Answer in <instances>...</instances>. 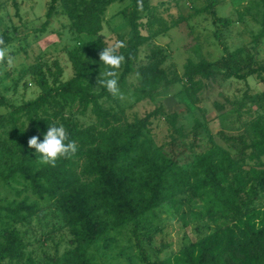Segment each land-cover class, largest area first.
<instances>
[{"label":"trees","instance_id":"trees-1","mask_svg":"<svg viewBox=\"0 0 264 264\" xmlns=\"http://www.w3.org/2000/svg\"><path fill=\"white\" fill-rule=\"evenodd\" d=\"M127 1L122 16L130 31L121 51L125 58L118 81L121 87L124 78L133 71L139 49L159 35V32L151 36L141 33L142 17L149 12L148 0H143L142 11H138L137 0H50L46 22L37 31L44 32L53 16L60 13L69 20L77 36H97L103 30L108 8ZM14 3L18 12L15 0ZM218 19L223 27L230 24L228 19ZM2 39L4 45L0 47L5 48L11 38L4 33ZM104 47V41H96L84 50L75 48L69 54L72 78L64 81L63 70L56 64L55 74L43 79V91L35 99L10 105L7 124L15 125L24 116L32 125L31 133L38 134L40 141L50 126L63 125L69 140L76 143L77 152L71 158L59 159L55 167L40 164L35 149L28 148L24 133L14 128L13 139L17 140L20 156L4 165L0 179L6 184L21 181L23 191L17 195L20 197L25 191L37 201L31 202L26 196L19 202L0 205V264H37L26 255L25 234L19 227L32 223L41 211L51 207L62 213L71 234L70 248L55 264H94L90 248L110 232L127 226L139 241L136 247L141 264H264V205L258 206L264 196V118L252 122L251 142H241V155L250 150L249 158L255 163L250 169L204 136L199 120H195L190 132L184 133L176 127L175 116L171 123L175 134L169 143L157 149L144 146L140 140L159 112L149 113L132 124H118L120 119L103 103L113 95L106 89H95L105 68L99 56ZM164 58L139 71L145 89L164 76L163 70H159ZM214 66L228 69L230 76L240 80L254 76L264 79V66L258 63L251 64L245 74H239L231 69L225 57L216 63L190 61L186 75L196 92L204 81L216 79ZM198 76L201 80L197 82ZM7 106L1 97L0 107ZM215 106L222 111L223 106ZM71 107L79 108L81 113L91 110L96 124L80 127L66 119L65 111ZM4 154L5 151H0L2 158ZM182 196L187 197L193 209L191 215L196 220H208L214 230L196 242L184 244L173 258L161 257L168 247L165 243L154 247L152 257L140 237L150 233L163 205L180 210ZM188 216L183 214V219Z\"/></svg>","mask_w":264,"mask_h":264},{"label":"rangeland","instance_id":"rangeland-1","mask_svg":"<svg viewBox=\"0 0 264 264\" xmlns=\"http://www.w3.org/2000/svg\"><path fill=\"white\" fill-rule=\"evenodd\" d=\"M0 0V38L7 34L11 41L4 59L0 61V98L7 107H0V171L7 163L20 156L17 140L13 139L17 128L24 133V140L32 134V125L20 117L17 124H7L10 105H20L35 99L42 91L44 78L55 74L56 64L63 70L64 81L73 77L74 71L69 54L75 48L84 50L89 44L104 41L106 46L122 42L121 55L129 37L127 21L122 16L127 2L112 4L104 15L103 30L97 36H77L69 20L54 15L44 32L37 31L46 22L50 0ZM149 12L142 17L141 33L156 37L139 49L132 65V73L119 87L123 99L114 97L103 100L105 108L119 119V125L134 123L149 113L158 111L151 119L145 136L140 140L144 146L160 148L169 143L172 134L171 123L176 116V127L188 133L199 120L204 127V136L214 140L215 145L230 152L237 161H243L245 169L255 166L249 158L250 150L241 155V142L252 140L250 127L258 118H264V79L257 76L240 80L229 75L228 69L214 66L216 79L204 81L196 92L189 83L186 66L190 61L216 63L224 57L231 69L245 74L250 65L264 66V7L262 0H148ZM125 15V14H124ZM218 18L230 21L223 27ZM153 20V21H152ZM151 21V22H150ZM220 36L217 39L216 36ZM155 50L156 56H153ZM157 50V51H156ZM162 52V55L161 53ZM124 56V55H123ZM163 70L160 80L151 88H144L140 70L160 62ZM12 64L9 66L8 60ZM125 60V58H124ZM253 60V61H252ZM124 69V61L118 71V81ZM105 71L103 69L102 73ZM52 78V77H50ZM264 78V75H263ZM197 82L201 80L198 76ZM96 90H99L97 86ZM215 104L223 106L219 111ZM240 107V110L238 108ZM65 117L80 127L96 124L91 110L81 113L77 107L67 108ZM233 138L234 140H229ZM6 145V146H2ZM169 149V148H168ZM264 162V157L262 158ZM23 191L22 182L6 184L0 179V205L21 201L26 196L37 201L30 193ZM181 209L165 204L159 209L152 229L140 242L154 257V247L167 244L162 258L174 257L184 244L198 241L210 234L214 228L206 219L196 220L187 197H180ZM264 205V196L258 206ZM189 216L183 219V214ZM32 223L19 227L25 234L26 255L37 264H55L70 248L71 234L62 213L56 208H46ZM186 221V222H184ZM138 239L130 226L112 231L107 237L89 250L94 264H141L138 260Z\"/></svg>","mask_w":264,"mask_h":264},{"label":"clouds","instance_id":"clouds-1","mask_svg":"<svg viewBox=\"0 0 264 264\" xmlns=\"http://www.w3.org/2000/svg\"><path fill=\"white\" fill-rule=\"evenodd\" d=\"M138 11L143 10V0H137ZM4 45V40L0 38V46ZM122 42H115L104 47L99 53L101 62L105 65V71L97 78V88L106 89L114 97L123 99V94L118 87V69L124 61V56L117 54L123 47ZM7 49L0 47V61L4 59ZM9 66L12 64L11 58L8 60ZM28 148L35 149L38 162L43 165L56 166L61 158H71L77 152V145L69 140L67 130L63 125L50 126L44 134L43 141L39 136H33L28 140Z\"/></svg>","mask_w":264,"mask_h":264}]
</instances>
